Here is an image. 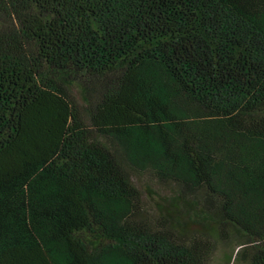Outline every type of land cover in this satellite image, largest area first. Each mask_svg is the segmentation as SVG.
<instances>
[{"label": "trees", "instance_id": "16d2710c", "mask_svg": "<svg viewBox=\"0 0 264 264\" xmlns=\"http://www.w3.org/2000/svg\"><path fill=\"white\" fill-rule=\"evenodd\" d=\"M213 237L264 264V0H0V264Z\"/></svg>", "mask_w": 264, "mask_h": 264}, {"label": "rangeland", "instance_id": "374dc122", "mask_svg": "<svg viewBox=\"0 0 264 264\" xmlns=\"http://www.w3.org/2000/svg\"><path fill=\"white\" fill-rule=\"evenodd\" d=\"M156 193H160L159 188H155ZM162 194V193H161ZM232 232L230 233V235ZM234 235H231V239H234ZM216 245V251L210 260L209 264H227V257L231 256L234 250V244L224 243L220 237H213Z\"/></svg>", "mask_w": 264, "mask_h": 264}]
</instances>
